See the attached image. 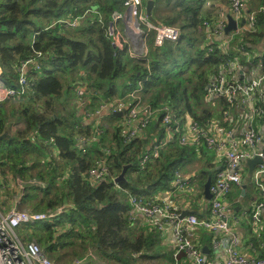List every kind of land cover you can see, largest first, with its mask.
Segmentation results:
<instances>
[{
	"label": "trees",
	"instance_id": "1",
	"mask_svg": "<svg viewBox=\"0 0 264 264\" xmlns=\"http://www.w3.org/2000/svg\"><path fill=\"white\" fill-rule=\"evenodd\" d=\"M154 1L157 23L178 28L180 37L156 46L155 31H147V53L133 56L127 46L116 53L109 40L112 14L125 10V0H0V78L5 86L18 87L22 63L37 52L44 60L40 70H30L34 81L23 94L0 102V136L8 134L0 138V176L6 166L19 174L25 182L21 204L32 211L74 205L52 219L18 228L24 240H36L56 264H74L84 256L91 264H173V248L157 226L130 219V195L150 200L159 192L173 191L176 172L185 170L202 196L216 164L205 147L180 145L177 140L146 164L142 154L164 141L167 108L179 126L187 118L205 127L215 119L223 127L236 125L224 116L225 99L215 105L206 100L208 82L222 62L218 53L206 55L203 22L211 18L202 12L206 0ZM261 5L264 0H248L250 11ZM75 19L77 24L71 26ZM257 20V31L242 35L250 53L264 40V12ZM120 104L154 111L148 126L130 140L122 116L111 111ZM103 111L108 113L102 118L113 120L111 128L102 127V119L89 120ZM20 122L23 127L12 130ZM206 157L209 161L199 162L195 172L188 171ZM99 161L107 163L111 175L93 183L88 172ZM125 165L126 179L116 184ZM34 179L41 185L29 184ZM245 179L249 182L247 175ZM234 190V196L247 199L240 187ZM191 203H196L197 212L204 209L197 201ZM232 204L236 210L241 201ZM250 232L254 253L264 259V230ZM213 239V233L200 232L201 245L208 249Z\"/></svg>",
	"mask_w": 264,
	"mask_h": 264
},
{
	"label": "built area",
	"instance_id": "2",
	"mask_svg": "<svg viewBox=\"0 0 264 264\" xmlns=\"http://www.w3.org/2000/svg\"><path fill=\"white\" fill-rule=\"evenodd\" d=\"M124 5L125 10L113 12L109 24V40L116 53L127 46L131 55H145L148 51L147 31L150 30L155 31L156 46H161L167 40L177 41L180 37L178 28L154 23L148 18L144 0H125ZM126 10L130 11V16L124 29L120 28L119 23L126 19ZM203 10L204 14L211 15L203 22L208 33L206 55L218 53L222 56L218 72L208 82L206 100L215 105L219 98L225 99L228 108L224 116L236 125L232 128L223 127L221 121L215 119L209 120L208 127H205L187 118L179 126L172 116L171 108H167L168 112L162 120L166 125L165 139L160 144L154 143L148 147L142 154L141 162L146 164L158 158L161 150L176 140L180 145L205 147L207 154L211 153V163L216 164L210 185L211 198H205L204 190L200 196L196 181L179 171L173 181L176 184L173 191L159 192L150 200L141 195H130L132 209L129 215L132 220L156 225L163 237L173 242V264H182L183 255L192 264H215L207 261L204 245L200 241L201 231L213 233V246L224 248V264H264V259L256 254L248 256L242 252L244 236L239 230L244 220V225L255 232L264 230V40L258 43L259 48L250 53L242 37L257 31V14L264 12V5L250 11L248 0H229L227 6L214 5L211 0H206ZM229 15L237 26L226 33ZM77 21L71 20L69 24L75 26ZM43 63L41 52H37L35 58L24 61L16 88L5 86L0 78V102L23 94L32 84L31 79L34 81L30 70H40ZM2 72L0 67V77ZM101 108L107 110L108 106L102 105ZM124 108L122 120L126 126L127 139L130 140L148 126L154 118V111L122 104L111 107V111L116 113ZM256 156L261 158V162L255 165L249 176L246 161ZM110 175L111 170L105 161L97 162L88 172L93 183H99ZM246 175L262 194L261 199L254 200L250 206V214L247 210H234L228 200L236 187L242 190ZM41 183L36 179L29 181V184ZM22 196L18 194L16 204H21ZM192 201H197L205 210L200 208L197 214L181 217L185 210L183 205ZM19 205L5 213L0 212V264H55L36 241L24 240L18 234V228L52 219L61 212V208L35 212L20 208ZM74 264L91 263L88 256H84L77 258Z\"/></svg>",
	"mask_w": 264,
	"mask_h": 264
},
{
	"label": "crops",
	"instance_id": "3",
	"mask_svg": "<svg viewBox=\"0 0 264 264\" xmlns=\"http://www.w3.org/2000/svg\"><path fill=\"white\" fill-rule=\"evenodd\" d=\"M223 6H227V5H223ZM204 12H208V10H203ZM119 26L120 28H124L126 27V22H120L119 23ZM1 67V66H0ZM108 112L107 111H103L99 116L97 115H94V116H91L90 117V121H94L95 119L96 120H101V119H104L102 118V114L105 115L107 114ZM17 128H20V127H23V124L20 122L19 124L16 125ZM210 159H211V156H209ZM209 161V160H208ZM8 179H5L3 176H0V180H3V182H9L10 179H9V176L7 177ZM246 181V179H245ZM247 189H246V192H242L241 190V196H245L246 194L248 195L246 198L249 200V199H252V200H256L257 198L261 197L262 194L261 192L257 191L255 188H254V185L251 183V182H247ZM251 188L252 192H249L248 189ZM6 190V189H5ZM236 190H234L231 194H229L228 196V200L233 203V202H236V201H241V204L243 201H246L247 199H240L239 196H234V192ZM1 194H7L9 196H11L10 194L8 193H5V192H0ZM17 194H14V196H16ZM230 195H231V198H230ZM228 201V202H229ZM195 204L196 203H186L184 204V209H191L193 210L195 208ZM16 204H13L12 206H8L7 203H4L0 206V212L1 213H5L7 211H9L11 208H13ZM248 206H251V205H240V206H237L236 207V211H242V210H248ZM195 210V209H194ZM244 224H246V220H244ZM242 225L241 228H239L240 230V233L244 236V241H243V246H242V252L248 256L250 255H254V250L251 246V244L249 243V238L251 237L252 233L250 232V228L247 227V225ZM250 232V233H249ZM249 236V238H248ZM165 241H166V244L167 246H170L174 249V245H173V242L168 238V237H164ZM206 246V245H204ZM206 255H208V258L210 261H212L213 263L215 264H224L225 262V259H226V253H225V250L222 246H212V249H207L206 251ZM182 264H192L191 263V260L188 259V258H185V256L183 255L182 256Z\"/></svg>",
	"mask_w": 264,
	"mask_h": 264
},
{
	"label": "water",
	"instance_id": "4",
	"mask_svg": "<svg viewBox=\"0 0 264 264\" xmlns=\"http://www.w3.org/2000/svg\"><path fill=\"white\" fill-rule=\"evenodd\" d=\"M154 5H155V1L154 0H146L145 9H146V14H147L148 18L152 22L157 23V20L155 19L154 15H153ZM125 13H126V19L124 20V22H127L128 18L130 16V11L129 10H126ZM228 21H229L228 22V25L225 28V32L226 33H228L232 29H235L236 26H237L236 22L234 21V19H233V17L231 15L228 16ZM111 25H110V27H111ZM124 112H125V108L122 109V110H120V111H117L115 114L116 115H119V116H123ZM5 137H8L7 132H5L4 135L0 136V138H5ZM260 162H261V158L259 156H256L254 158L248 159L246 161V166L248 168V175L249 176L252 174V171H253L255 165H257ZM127 169H128V165H125L124 168H123V170H122V172L115 178V182L116 183H119L120 181L126 179L125 175H126ZM211 182H212V174L210 173L208 179L204 183V195H205V198L207 200H209L211 198V195H212L211 194V191H210ZM247 185H248L247 183H244L242 185V192H246ZM71 208H74V205L69 204V203H65L61 207V212H67ZM193 213L194 214L195 213L197 214L198 212L196 210L185 209V210H183L181 217H183L185 215H188V214H193ZM207 249H208L207 246H204L203 247V251H204L205 254H206Z\"/></svg>",
	"mask_w": 264,
	"mask_h": 264
},
{
	"label": "rangeland",
	"instance_id": "5",
	"mask_svg": "<svg viewBox=\"0 0 264 264\" xmlns=\"http://www.w3.org/2000/svg\"><path fill=\"white\" fill-rule=\"evenodd\" d=\"M100 122H102V127H112V124H113V120H110L109 118H104V119H102ZM17 127H16V124H13L12 125V130H15ZM109 141H105V143L107 144ZM209 156H211V153H208L207 154V157H209ZM204 158V159H202V160H197V162L195 161L194 163H192L193 165H190L189 167H188V171H192V172H195V170H197L196 168H198L200 165H201V163H199V162H205V161H207L208 160V158ZM5 172H4V174L5 175H3V177L5 178V179H8L7 177L9 176V179H10V181L9 182H3V180H0V192H5V193H8V194H10L11 196H9V195H7V194H1L0 193V206L2 205V204H4V203H7L8 204V206H12L13 204H16V197H18V194H24L25 192V188L24 189H22L21 187V183H22V181H19V179H21L20 178V176H19V174H17L16 172H14L11 168H10V166H6V167H4V169H3ZM184 173H186L187 174V172L184 170L183 172H182V174H184ZM17 175V176H16ZM185 175V174H184ZM23 184V183H22ZM23 185H25V183L23 184ZM6 189V190H5ZM248 191L249 192H252V190H251V188H249L248 189ZM14 194H17L16 196H14L13 197V195ZM183 200H184V198H182ZM181 199V200H182ZM182 200V201H183ZM21 201V200H20ZM189 202V201H188ZM253 202H254V200H252V199H247L246 201H243L242 202V204L241 205H252L253 204ZM191 203V202H190ZM18 205L19 204H16V207L18 208ZM20 206V208H28V209H31L28 205H24V204H20L19 205ZM36 212V211H35ZM31 241H36V240H31ZM37 242V241H36ZM38 243V242H37ZM39 244V243H38ZM40 245V244H39ZM40 247L42 248V250H43V247L40 245ZM46 254V253H45ZM47 255V254H46ZM84 255H85V253H84ZM48 256V255H47ZM48 258H49V256H48ZM50 260H51V258H49ZM76 260V259H75ZM52 261V260H51ZM56 264V263H55Z\"/></svg>",
	"mask_w": 264,
	"mask_h": 264
}]
</instances>
